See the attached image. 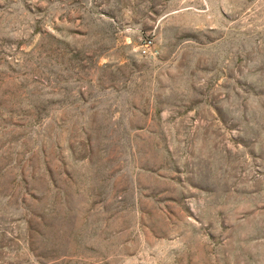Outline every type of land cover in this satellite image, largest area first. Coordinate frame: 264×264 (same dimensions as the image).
<instances>
[{
	"label": "rangeland",
	"instance_id": "374dc122",
	"mask_svg": "<svg viewBox=\"0 0 264 264\" xmlns=\"http://www.w3.org/2000/svg\"><path fill=\"white\" fill-rule=\"evenodd\" d=\"M0 264H264V0H0Z\"/></svg>",
	"mask_w": 264,
	"mask_h": 264
},
{
	"label": "built area",
	"instance_id": "2783aa9c",
	"mask_svg": "<svg viewBox=\"0 0 264 264\" xmlns=\"http://www.w3.org/2000/svg\"><path fill=\"white\" fill-rule=\"evenodd\" d=\"M149 43H150V41H149ZM148 45V44H147Z\"/></svg>",
	"mask_w": 264,
	"mask_h": 264
}]
</instances>
